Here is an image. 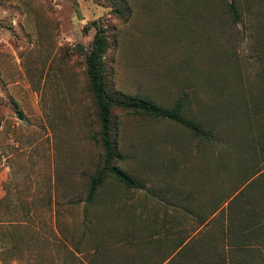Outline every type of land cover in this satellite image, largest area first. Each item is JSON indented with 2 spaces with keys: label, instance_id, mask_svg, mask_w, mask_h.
<instances>
[{
  "label": "rangeland",
  "instance_id": "obj_1",
  "mask_svg": "<svg viewBox=\"0 0 264 264\" xmlns=\"http://www.w3.org/2000/svg\"><path fill=\"white\" fill-rule=\"evenodd\" d=\"M96 35L111 94L202 131L114 106L142 187L106 172L90 199ZM250 208L264 220V0H0V264H264V223L245 249L229 230Z\"/></svg>",
  "mask_w": 264,
  "mask_h": 264
},
{
  "label": "trees",
  "instance_id": "obj_2",
  "mask_svg": "<svg viewBox=\"0 0 264 264\" xmlns=\"http://www.w3.org/2000/svg\"><path fill=\"white\" fill-rule=\"evenodd\" d=\"M231 6L233 8V4H231ZM107 49L108 43L106 42L104 36L96 35L92 50L86 60L87 71L91 78L93 91L99 107V118L101 123L99 140L101 142L104 155L101 169L102 171L92 177L89 185L88 197L90 199L96 195L99 187L104 182L107 175L104 173L106 172L108 175L114 177L128 187H142L140 182L115 163L116 160L122 159L123 155L117 148L116 137L112 136V108L114 106L131 108L147 114L161 116L175 121H182L196 131H202L199 125L186 121L182 117L180 113V104L176 105L173 109H168L150 101L128 96L123 93H120L119 95L111 94L105 85L103 74V59L107 53ZM241 216L236 213H231L229 210L227 211V219L230 224L229 230L233 235L232 238L235 237L238 239L240 247L245 249L247 245L246 241L252 242L259 240L260 236L258 233L261 226H263L264 220L261 218L260 214L252 210V208L247 210L245 214H242L241 212Z\"/></svg>",
  "mask_w": 264,
  "mask_h": 264
}]
</instances>
